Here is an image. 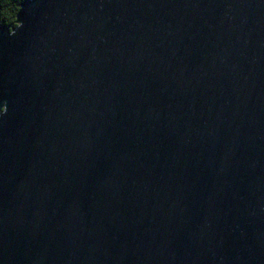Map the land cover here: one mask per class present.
Masks as SVG:
<instances>
[{
	"label": "water",
	"instance_id": "95a60500",
	"mask_svg": "<svg viewBox=\"0 0 264 264\" xmlns=\"http://www.w3.org/2000/svg\"><path fill=\"white\" fill-rule=\"evenodd\" d=\"M0 264H264V0L23 1Z\"/></svg>",
	"mask_w": 264,
	"mask_h": 264
},
{
	"label": "trees",
	"instance_id": "16d2710c",
	"mask_svg": "<svg viewBox=\"0 0 264 264\" xmlns=\"http://www.w3.org/2000/svg\"><path fill=\"white\" fill-rule=\"evenodd\" d=\"M25 0H0V25L14 27L19 5Z\"/></svg>",
	"mask_w": 264,
	"mask_h": 264
}]
</instances>
